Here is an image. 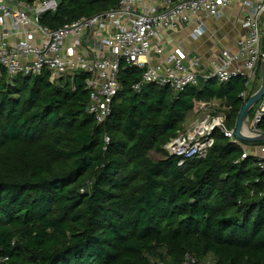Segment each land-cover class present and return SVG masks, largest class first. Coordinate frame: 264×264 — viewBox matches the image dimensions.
Masks as SVG:
<instances>
[{"label": "trees", "instance_id": "obj_1", "mask_svg": "<svg viewBox=\"0 0 264 264\" xmlns=\"http://www.w3.org/2000/svg\"><path fill=\"white\" fill-rule=\"evenodd\" d=\"M119 1L64 0L40 22L58 28ZM143 71L121 68V90L99 122L86 73L10 78L0 65V264H178L187 253L264 264V171L255 154L242 157L264 141L216 130L207 155L183 164L166 148L197 101L228 106L235 127L246 79L135 91Z\"/></svg>", "mask_w": 264, "mask_h": 264}, {"label": "built area", "instance_id": "obj_2", "mask_svg": "<svg viewBox=\"0 0 264 264\" xmlns=\"http://www.w3.org/2000/svg\"><path fill=\"white\" fill-rule=\"evenodd\" d=\"M236 0H120L116 6L51 28L40 22L42 14L58 7L56 0H0V65L10 78L49 73L59 82L76 72L87 75L88 110L99 122L111 113L121 90L119 78L123 67L137 66L143 74L132 85L141 91L146 83L183 91L201 80L227 82L233 77L246 79V100L260 84L258 69L264 59V0H238L247 8L241 21L244 33L236 48L221 47L206 70L199 69L201 59L182 46L168 47V39L193 19L199 36L206 31L205 16L220 19L224 9ZM215 101H197L195 112L207 109ZM207 107V108H205ZM264 115V95L253 117L248 118V132L261 133L257 127ZM235 127L228 125L227 113L210 112L194 129L171 140L166 148L180 157L179 164L207 155L213 145V133L220 130L232 141H240ZM106 142L110 137H105ZM243 158L255 154L264 171V144L252 152L247 146ZM178 264H214L187 253Z\"/></svg>", "mask_w": 264, "mask_h": 264}, {"label": "crops", "instance_id": "obj_3", "mask_svg": "<svg viewBox=\"0 0 264 264\" xmlns=\"http://www.w3.org/2000/svg\"><path fill=\"white\" fill-rule=\"evenodd\" d=\"M246 8L241 1L236 0L224 9L220 19L205 16L206 31L197 37L193 35V32L198 23L197 19H193L186 27L179 29L173 37L168 39L167 48L171 49L173 46L179 45L192 55L200 56L201 66L199 69L206 70L221 47L236 48L238 37L244 33L241 21ZM261 145H248L247 148L255 152L259 151Z\"/></svg>", "mask_w": 264, "mask_h": 264}, {"label": "water", "instance_id": "obj_4", "mask_svg": "<svg viewBox=\"0 0 264 264\" xmlns=\"http://www.w3.org/2000/svg\"><path fill=\"white\" fill-rule=\"evenodd\" d=\"M58 5H61L64 0H56ZM261 82L259 87L249 95L248 99L242 106L235 129V135L240 141H249V142H263L264 141V132L261 133H250L245 131V128L248 127L247 121L250 115L251 110L257 105L264 95V59L261 62Z\"/></svg>", "mask_w": 264, "mask_h": 264}, {"label": "rangeland", "instance_id": "obj_5", "mask_svg": "<svg viewBox=\"0 0 264 264\" xmlns=\"http://www.w3.org/2000/svg\"><path fill=\"white\" fill-rule=\"evenodd\" d=\"M261 74H262V72H261V69L259 68L258 69V75H260V77H261ZM260 82H261V78H260ZM214 101L215 102L211 106H207L208 108L205 107L207 109H202L199 112L194 111V113H191V115L187 118V120L185 122V131H183L180 135H184L188 131L194 129L195 125L204 117L205 113H207L208 111L227 113L228 106L224 105L219 100H214ZM247 125L250 126V123L248 121H247ZM155 157L158 158V157H160V155H154V158Z\"/></svg>", "mask_w": 264, "mask_h": 264}, {"label": "bare ground", "instance_id": "obj_6", "mask_svg": "<svg viewBox=\"0 0 264 264\" xmlns=\"http://www.w3.org/2000/svg\"><path fill=\"white\" fill-rule=\"evenodd\" d=\"M245 131H248V128L247 127L245 128Z\"/></svg>", "mask_w": 264, "mask_h": 264}]
</instances>
